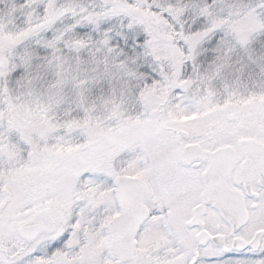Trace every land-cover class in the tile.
Instances as JSON below:
<instances>
[{
	"label": "snow or ice",
	"instance_id": "1",
	"mask_svg": "<svg viewBox=\"0 0 264 264\" xmlns=\"http://www.w3.org/2000/svg\"><path fill=\"white\" fill-rule=\"evenodd\" d=\"M0 264H264V0H0Z\"/></svg>",
	"mask_w": 264,
	"mask_h": 264
}]
</instances>
